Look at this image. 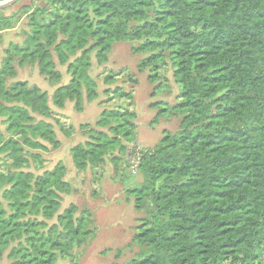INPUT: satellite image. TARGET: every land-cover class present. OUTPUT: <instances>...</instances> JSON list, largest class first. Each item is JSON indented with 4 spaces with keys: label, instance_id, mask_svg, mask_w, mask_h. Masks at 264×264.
Wrapping results in <instances>:
<instances>
[{
    "label": "trees",
    "instance_id": "obj_1",
    "mask_svg": "<svg viewBox=\"0 0 264 264\" xmlns=\"http://www.w3.org/2000/svg\"><path fill=\"white\" fill-rule=\"evenodd\" d=\"M4 11L0 43L19 21ZM25 14L23 39L9 42L0 61V158L9 160L0 172V257L72 262L95 238L89 209L59 213L66 167L27 168L60 146L46 121L52 107L70 102L79 113L97 100L92 60L104 65L114 45L129 43L145 56L138 70H150L151 83L168 60L179 85L171 110L182 117L175 135L140 151L141 181H126L142 215L131 241L138 252L120 264H264V0H37ZM26 66L54 88L51 96L15 80ZM103 82L109 98L131 100L113 76ZM134 120L102 109L87 140L70 149L74 168L102 165L108 154L131 164Z\"/></svg>",
    "mask_w": 264,
    "mask_h": 264
},
{
    "label": "rangeland",
    "instance_id": "obj_2",
    "mask_svg": "<svg viewBox=\"0 0 264 264\" xmlns=\"http://www.w3.org/2000/svg\"><path fill=\"white\" fill-rule=\"evenodd\" d=\"M7 1L9 0H0V4ZM36 1L19 0L5 8L4 15L17 13L16 18L19 21L15 22L13 29L2 33L0 61L9 42H20L23 39L27 22L25 8L32 7ZM130 48L129 43L114 45L108 62L101 66L92 60L90 75L98 86L97 100L91 103L84 101L83 110L79 113L70 102L62 110L52 107V117L46 121L52 124L60 146L55 150L48 147V151L38 152L39 159L29 160L27 170L36 174L52 169L57 163L66 167L65 180L69 189L62 195L59 213L69 205H75L79 210L86 207L93 215L95 238L77 261L65 260L60 264H120L138 252V248L131 241L142 214L135 211L125 188L127 180L131 178L132 182H140L141 176L132 171L128 158L123 156L115 161V155L108 154L104 164L90 166L84 171H77L71 161L70 149L87 140L86 132L95 128L102 109L116 108L135 114V140L126 144L128 151L134 148H139L140 151L154 148L166 132L175 135L179 130L182 115L171 110L179 102V85L173 78L170 63L166 59L167 63L157 70V80L151 83V71L138 70V63L145 56L132 54ZM58 69L64 74L63 67ZM106 75L113 76L116 85L130 92L131 100L117 97L113 99L104 94V90L108 88L103 82ZM15 80L36 85L49 96L54 89L31 66L17 68ZM67 80L68 77L64 75L62 83ZM62 128L69 130L70 136L66 137ZM7 164L9 160L1 157L0 172H6ZM0 264H10L5 255L0 257Z\"/></svg>",
    "mask_w": 264,
    "mask_h": 264
},
{
    "label": "built area",
    "instance_id": "obj_3",
    "mask_svg": "<svg viewBox=\"0 0 264 264\" xmlns=\"http://www.w3.org/2000/svg\"><path fill=\"white\" fill-rule=\"evenodd\" d=\"M129 157H130L131 169L133 172H135L140 160L139 148H134L133 150L132 149L129 150Z\"/></svg>",
    "mask_w": 264,
    "mask_h": 264
},
{
    "label": "water",
    "instance_id": "obj_4",
    "mask_svg": "<svg viewBox=\"0 0 264 264\" xmlns=\"http://www.w3.org/2000/svg\"><path fill=\"white\" fill-rule=\"evenodd\" d=\"M19 0H9L7 2H5L4 4H0V8L1 9H5L13 4H15L16 2H18Z\"/></svg>",
    "mask_w": 264,
    "mask_h": 264
}]
</instances>
